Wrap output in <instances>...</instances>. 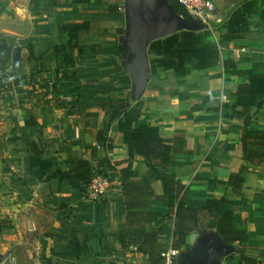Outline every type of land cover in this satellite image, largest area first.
<instances>
[{
    "label": "crops",
    "instance_id": "crops-1",
    "mask_svg": "<svg viewBox=\"0 0 264 264\" xmlns=\"http://www.w3.org/2000/svg\"><path fill=\"white\" fill-rule=\"evenodd\" d=\"M249 1L257 19L246 37L205 40L219 48L216 67L196 70L191 63L181 78L151 71L145 92L133 100L123 67L125 0H0V261L10 253L16 264H150L147 255L118 242L128 213L120 188L92 201L84 184L54 177L75 162L97 167L107 158L108 175L120 180L128 169L132 180L148 181L163 194L144 158L130 159L120 119L101 106L129 100L139 110L133 128L155 126L176 149L175 165L166 171L185 186L186 196L227 200L222 209L233 211L236 225L246 229L247 241L229 244L236 251L222 264H244L238 249L264 264V164L249 162L243 149L245 131L264 133V96L247 114L234 99L248 82L236 71L264 72V0H242L232 12ZM66 24L85 26L73 49L60 30ZM253 144L248 140L247 147ZM232 177L244 181L240 194L229 184ZM152 210L168 212L166 204ZM151 227L162 230L158 245L173 247V223ZM196 234L218 232H193L179 254Z\"/></svg>",
    "mask_w": 264,
    "mask_h": 264
},
{
    "label": "trees",
    "instance_id": "trees-1",
    "mask_svg": "<svg viewBox=\"0 0 264 264\" xmlns=\"http://www.w3.org/2000/svg\"><path fill=\"white\" fill-rule=\"evenodd\" d=\"M170 2L177 14L192 20L190 14L177 0ZM256 19L255 2L243 4L218 28V39L225 42L246 37ZM84 27L71 24L60 27L61 31L69 34L68 45L71 49L74 48L73 40L78 31ZM148 54L153 74L171 72L179 78L186 76L191 63H194L196 70H208L216 67L220 60L219 48L205 42V31H183L155 41L150 45ZM225 65L234 68L230 62H226ZM235 74L248 78L247 83L239 85L234 96L237 106L242 107L247 114L258 96H264V72L241 70ZM101 106L112 109V118L120 119L118 132L128 146L130 159L136 156L144 158L146 165L155 173V180L161 182L164 187L163 194L156 195L150 182L134 181L128 169L122 170V178L119 180L120 192L128 212L126 229L118 236V242L123 249L135 247L138 252L149 257L150 264H160V255L164 249L158 245V237L162 230L151 226L164 223H173L172 245L178 250L184 249L187 237L199 230L215 229L227 244L242 245L247 241L246 229L238 227L234 222V212L222 209V205L228 203L227 200L194 201L186 196L185 186L174 174L166 171L168 166L175 165L172 155L176 149L169 141L159 136L158 128L155 126L133 128L132 124L138 118L139 110L131 109L129 100L111 101L102 103ZM98 140L101 143L105 142L101 137ZM248 140L254 142L253 147H247ZM29 148L33 149L31 146ZM108 148L111 149V145ZM243 149L249 162L264 164V133L245 131ZM40 154L34 153L35 156ZM109 168L111 167L107 158H103L97 167L88 161L75 162L68 170L57 171L54 177L59 182L74 181L87 186L95 176H107ZM243 183L239 177H232L229 180L235 194L241 193ZM155 204H166L168 212L153 211ZM238 250L244 264H260L255 259L245 257L241 249Z\"/></svg>",
    "mask_w": 264,
    "mask_h": 264
},
{
    "label": "water",
    "instance_id": "water-1",
    "mask_svg": "<svg viewBox=\"0 0 264 264\" xmlns=\"http://www.w3.org/2000/svg\"><path fill=\"white\" fill-rule=\"evenodd\" d=\"M214 11L210 15L211 27L216 29L229 19L233 9L242 2L226 4L213 0ZM126 37L123 67L132 82L131 96L139 100L151 78L148 50L150 45L183 31H206L205 25L177 14L169 0H125ZM18 56V53L16 54ZM189 248L178 255V264H222L236 249L224 243L218 234L192 236Z\"/></svg>",
    "mask_w": 264,
    "mask_h": 264
},
{
    "label": "built area",
    "instance_id": "built-area-1",
    "mask_svg": "<svg viewBox=\"0 0 264 264\" xmlns=\"http://www.w3.org/2000/svg\"><path fill=\"white\" fill-rule=\"evenodd\" d=\"M177 2L187 10L192 20L199 21L205 25L206 30L213 29L210 20V15L215 8L213 0H177ZM222 99L225 101L226 96H222ZM120 185V181L112 178L110 175H98L86 186V195L92 201H100L112 192V190L120 188ZM178 255L179 251L176 248H167L160 255V264H177ZM0 264H16L15 257L8 253L1 259Z\"/></svg>",
    "mask_w": 264,
    "mask_h": 264
},
{
    "label": "rangeland",
    "instance_id": "rangeland-1",
    "mask_svg": "<svg viewBox=\"0 0 264 264\" xmlns=\"http://www.w3.org/2000/svg\"><path fill=\"white\" fill-rule=\"evenodd\" d=\"M218 35V29H207L205 31V40H208L210 38H214L215 36Z\"/></svg>",
    "mask_w": 264,
    "mask_h": 264
}]
</instances>
